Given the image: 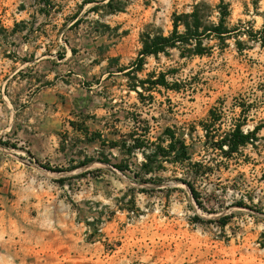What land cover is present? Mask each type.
<instances>
[{"label":"rangeland","instance_id":"1","mask_svg":"<svg viewBox=\"0 0 264 264\" xmlns=\"http://www.w3.org/2000/svg\"><path fill=\"white\" fill-rule=\"evenodd\" d=\"M223 1L229 26L263 28L264 0ZM221 3L0 0V264H264V47L240 37L243 53L231 38L206 42L203 57H148L139 79L165 72L184 90L145 91V102L126 74L143 34L169 35L173 15L196 8L217 23ZM211 118L218 135L260 126L256 145L222 162L204 144ZM147 125L152 140L167 128L192 135L208 176L169 163L146 174L141 152L89 140Z\"/></svg>","mask_w":264,"mask_h":264},{"label":"trees","instance_id":"2","mask_svg":"<svg viewBox=\"0 0 264 264\" xmlns=\"http://www.w3.org/2000/svg\"><path fill=\"white\" fill-rule=\"evenodd\" d=\"M218 8L220 17L217 23H207L199 9L196 8L191 13L174 14L173 30L169 35L162 33H145L142 35V49L126 73L127 76H132V80H134L129 87L130 90H134L142 102L146 100V97L143 95L145 91L152 93L154 91H161L162 89L166 91L184 90L179 82H170L167 77L169 73L165 72L158 74L151 73L147 79H139L137 75L143 72L148 57H158L161 54L169 56L170 51L173 49L181 51V58L203 57L211 52V47L206 42L218 40L221 43H225L231 38H236V48L238 52L243 53L247 47L240 40V37H245L248 42L257 43L261 47H264V25L260 30H255L249 26L245 27L242 24L231 27L228 25L231 15L228 5L222 0ZM181 27H183V30H180ZM185 90L187 91V89ZM149 97L153 98L152 95H149ZM218 121L220 119L211 118L210 120L201 121L200 125L205 132L204 144L206 148L219 150L224 158L222 162L233 160L234 156L241 153L242 149L248 145H256L258 141L257 134L261 129L260 126H256L252 131L245 132L243 129L244 123H236L229 131L223 135H218L215 129ZM71 124L75 128V123L72 122ZM77 130L86 137L90 135L88 127L77 128ZM150 134L151 129L147 125L142 130H139L137 127L133 128L127 135L122 136L121 139L116 141L102 139L101 133L98 132L91 134L89 140L91 142L100 140L102 145L108 144L111 148H118L127 156L134 157L138 151L141 152L144 157L141 167L146 174H152L158 168L164 169L166 167L163 164L169 163L181 166L184 174L192 179L208 176L210 171L207 164L203 161H193V156L189 152L187 137L190 136L192 138V135L184 131H173L170 128L165 129L160 136L153 140L149 137ZM93 161L91 160L88 163ZM99 161L111 164V161L107 157ZM113 166L122 172L130 170L129 162L125 165L113 164ZM43 167L53 172H62L61 169ZM135 176L139 177L140 173H135ZM177 180L188 186L195 202L203 208L202 201L193 181L187 178ZM143 182L153 183L150 180ZM240 206L243 207L245 205L242 203ZM223 224L226 223L224 222Z\"/></svg>","mask_w":264,"mask_h":264}]
</instances>
